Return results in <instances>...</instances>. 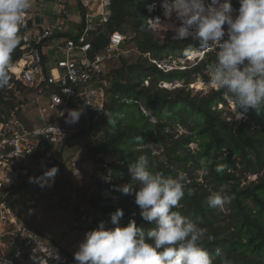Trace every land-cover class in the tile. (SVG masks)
<instances>
[{"label": "trees", "instance_id": "1", "mask_svg": "<svg viewBox=\"0 0 264 264\" xmlns=\"http://www.w3.org/2000/svg\"><path fill=\"white\" fill-rule=\"evenodd\" d=\"M152 1L113 0L110 23L103 27L105 29L101 26L100 32L90 38L94 45L92 54H95L108 45L113 30L119 29L125 34L131 30L141 51L138 61L131 64L126 61L120 69L110 73V104L106 113L109 124L104 138L97 142L94 149L95 163H105L106 155H118L124 161V164L117 161L110 163L114 171L113 181L104 183L100 180L96 185L98 190L108 188L122 195V199L118 206L101 205L99 201H95L94 206L104 210L105 214L120 208L124 213L121 219L126 226L135 220L138 227L151 228L153 225L142 219L141 210L134 202L135 193L129 195L118 190L126 181L121 178L120 172L134 165L141 154L149 156L154 171L171 178L191 169L200 170V160L204 159L208 165V173L204 174L208 183L185 175L194 194L189 196L186 193L174 210L214 237L211 242L205 237L204 243L217 264L216 249L226 253L233 264H264V175L255 180L245 175L247 171L260 173L264 169V112L249 110L243 114L247 119L240 120L238 116L242 110L233 107L223 90L211 88L202 96H194L182 86L174 89L161 87V81H182L183 84L197 81L204 74V69H211L215 52L207 51L205 58L189 69L165 71L158 66V62L173 61L176 57L183 58L202 50L195 41L168 37L161 41L156 37L147 22L149 12L146 5ZM80 5L85 16L86 8L82 2ZM23 32L20 29L21 42L12 54V65L24 53L21 49ZM10 76L9 85L0 89V106L4 105L6 110L14 108L19 98L15 89H9V86L14 84L22 89L20 81ZM147 80L149 84H145ZM225 111L230 115H225ZM229 116L233 118L228 119ZM154 117L157 121L152 120ZM111 121H115L114 126ZM179 125L188 132L176 137L168 131V128ZM69 140L66 139L63 144ZM151 142L159 143L163 158L153 153ZM194 142L198 143L197 150L191 147ZM51 148L50 145L46 155L36 159V164L45 160ZM218 165L225 166L222 173L215 171ZM209 184L211 188L206 186ZM222 188L227 189L231 196L229 213L221 207L209 208L206 204L207 198ZM2 200L0 198V202Z\"/></svg>", "mask_w": 264, "mask_h": 264}, {"label": "clouds", "instance_id": "2", "mask_svg": "<svg viewBox=\"0 0 264 264\" xmlns=\"http://www.w3.org/2000/svg\"><path fill=\"white\" fill-rule=\"evenodd\" d=\"M239 4L237 10L231 0H161L162 15L156 10L155 2L146 7L150 18L154 17L165 31L174 33L173 40L195 41L200 50L215 52L207 84L223 90L233 107L242 110L241 117L249 110L264 112V0H239ZM31 7L32 0H0V89L9 85L10 74L15 77L10 70L18 60L12 65V54L21 42L20 29ZM196 59V56L188 58L186 68L177 66L170 70L189 69L203 60ZM82 114L83 108L69 109L66 123L78 122ZM111 123L115 125V121ZM200 165L207 175L206 160L201 159ZM224 168L218 165L215 171L222 173ZM129 171L132 182L118 190L129 195L135 193L134 202L141 210L142 219L153 227H138L135 220L125 227L119 226L124 213L118 208L111 216V223L116 227L106 229L101 222L96 230L87 232L74 253L75 261L78 264H217L204 243L205 237L209 242L214 237L174 210L186 193L194 194L185 174L171 178L154 171L147 154H141ZM57 173L58 168L53 166L41 176L29 179L43 188L51 186ZM230 202L231 196L224 188L206 200L209 208L223 207ZM215 257L218 264H233L220 249H216Z\"/></svg>", "mask_w": 264, "mask_h": 264}, {"label": "built area", "instance_id": "3", "mask_svg": "<svg viewBox=\"0 0 264 264\" xmlns=\"http://www.w3.org/2000/svg\"><path fill=\"white\" fill-rule=\"evenodd\" d=\"M57 4L53 21L37 25L31 13H26L23 32L24 64L19 70L11 68L22 89L15 88L19 96L14 108L6 110L0 106V197L10 196L14 191L30 181L38 173L36 159L46 155L53 144L62 147L79 127L92 123L94 117L108 113L110 85L112 77L107 71L110 61L120 63L127 52L122 49L127 36L119 29L110 33L108 45L99 52L94 49L91 35L98 27L93 18L99 16L105 25L110 23L113 0H91L83 3L86 8L82 27L77 35H67L57 45L55 65L48 67L45 62V45L61 34L66 35L71 21L68 0H48ZM30 21H33L30 25ZM207 49L192 53L177 62L179 67H187V59L196 56V61L204 58ZM150 54L146 53V56ZM156 61V60H155ZM168 71L176 66L171 63H158ZM208 80L204 83L207 84ZM148 84L149 81L147 80ZM194 86L193 83H190ZM174 87L183 82L172 83ZM212 87H208L210 90ZM47 96L48 102L41 104ZM32 108H38L43 117L55 111V115L43 123H27ZM83 108V114L74 123L77 129L66 123L69 109ZM94 116V117H93ZM3 203V202H2ZM17 222V220H16ZM15 244L5 255H0V264H78L74 254L60 245L47 241L45 237L26 220L19 217L15 233Z\"/></svg>", "mask_w": 264, "mask_h": 264}, {"label": "rangeland", "instance_id": "4", "mask_svg": "<svg viewBox=\"0 0 264 264\" xmlns=\"http://www.w3.org/2000/svg\"><path fill=\"white\" fill-rule=\"evenodd\" d=\"M153 2L157 4L156 10L158 9L162 15L163 9L159 7L161 0H153L151 3ZM231 3L232 7L238 10L240 7L239 0H231ZM73 9L75 10L73 11V18L79 17L81 9L77 3L74 4ZM149 19L151 22H149ZM153 19L154 17H148L147 21L149 28H151L155 36L160 38L161 41H164L167 37L172 39L174 33L172 31H165ZM161 20L165 23H171L164 21V18H161ZM178 24L179 22H177ZM126 36L127 41L123 44L122 49L127 52L121 58L120 63L113 60L108 63L106 68L109 73H112L115 69H120L126 64V61L127 64L135 63L141 57V51L138 48L135 33L128 30ZM183 58L176 57L172 62H163H169L177 67L179 66L177 64L178 60ZM210 74V68H206L204 69V74H201L198 80L193 82V84L195 83L194 86L184 84L182 87L185 91H190L194 96H202L209 91L208 87L210 86L204 83V81L210 79ZM165 82L161 81L160 86L168 89L175 88L171 82ZM176 82L180 81H174L173 83ZM145 84H148V82L145 81ZM227 114L230 115L229 112L225 111V115ZM54 115L55 111H51L49 116L53 117ZM232 118L233 116L228 117V119ZM238 119L246 120L247 116L243 115L240 117L239 115ZM38 120L39 116L36 115L35 122ZM152 120L157 121V118L154 117ZM29 121H32V119H29ZM108 124L106 114L94 117L91 124L79 127V130L70 137L67 144L62 145L61 150L59 148V151L53 158H45L44 167L38 171L41 173L35 177L41 176L44 171L53 166L57 167L58 173L51 186L41 188L38 184L29 181L8 196L7 199L9 201L4 200L0 204V255L8 253L15 244L14 237L20 216L33 228L38 230L47 241L56 243L73 254L78 251L80 243L86 237V233L98 228L101 222L108 229H114L116 227V225L111 223V216L115 211L105 214L104 210L94 206L95 201H99L101 205L115 204V206H118L122 199V195L113 193L108 188H99L100 191L97 188L100 180L104 183L114 180V171L110 164L112 161L124 164V161L118 155H106L105 163L103 164L94 162L96 157L94 149L97 142L104 138ZM70 126L77 129L75 124H70ZM168 131L174 133L176 137L188 132L181 125L175 128H168ZM150 145L154 154H158L162 158L164 157L162 147L159 143L151 142ZM191 147L197 150L198 144L192 143ZM52 149H57L55 144L52 145ZM183 174L195 176L200 182L208 183L201 169H191L188 173L184 172ZM120 175L123 180H126L124 185L132 182L129 169L122 170ZM245 175L250 180H255L259 176L264 175V169L260 173L247 171ZM206 186L211 188L212 185L209 184ZM225 190L227 191V189ZM110 197L111 200H109ZM221 208L225 213L231 211L228 203ZM119 226H126L123 219L119 220Z\"/></svg>", "mask_w": 264, "mask_h": 264}, {"label": "crops", "instance_id": "5", "mask_svg": "<svg viewBox=\"0 0 264 264\" xmlns=\"http://www.w3.org/2000/svg\"><path fill=\"white\" fill-rule=\"evenodd\" d=\"M86 1L88 2V1H91V0H70L69 3H70V7H71L70 8L71 21H70L69 26H68V31L66 32L67 34L66 35L61 34L60 36H58L57 38L52 39L51 42H49V43H47L45 45V49H44L45 50V62L48 65V67H52L53 65H55V62H56L57 58L60 57V55L58 53L57 45L60 42H62L63 39L67 35L74 36V35H77L79 33L80 28L82 27V24H83V20H84V16H83V13H82V8H81L80 3L81 2L84 3ZM75 3L78 4V6H79V8L81 10H80V16L79 17H75L74 16L75 18H73V14H74L73 11H75L73 8H74V4ZM57 9H58V6L53 1H48V0H32V7L28 10V13H31L32 14V17L34 19V22L37 25H41V24H44L45 22L53 21L54 18H55V12L57 11ZM30 22L32 23L33 21H30ZM93 23L95 24V26L98 27V30L97 31H94L92 33L91 37L94 34H98L100 32L101 26H102V28L103 27H106V25L101 22V19H100L99 16L94 17ZM103 29H105V28H103ZM93 51H94V49H93ZM93 51L91 52V54L93 53ZM23 55H24V53H23ZM23 55H22L21 58H23ZM9 89H10V87H9ZM47 102H48V97L47 96L43 97L42 98V101H41V104H46ZM36 115L39 116V120L37 122H35ZM28 117L30 119H32V122L33 123L41 124V123H43L44 119L49 120L51 116L43 117L39 113L38 108H32L28 112ZM22 118L27 123H30V121L27 119V117L23 116ZM58 151H59V148L58 147H57L56 150L51 148V151L47 155V158H50V159L53 158ZM44 165H45V161H43L41 164L38 165L37 171H40V169H42L44 167ZM47 166H48V164H47ZM0 198L3 199L2 197H0ZM0 204H2V202H0ZM16 214H17V212H16Z\"/></svg>", "mask_w": 264, "mask_h": 264}, {"label": "bare ground", "instance_id": "6", "mask_svg": "<svg viewBox=\"0 0 264 264\" xmlns=\"http://www.w3.org/2000/svg\"><path fill=\"white\" fill-rule=\"evenodd\" d=\"M24 64V62L22 60H18V63L16 64V66L14 67L15 70H19L20 67H22V65ZM151 82V81H150ZM153 83V82H152ZM233 104V103H232Z\"/></svg>", "mask_w": 264, "mask_h": 264}]
</instances>
